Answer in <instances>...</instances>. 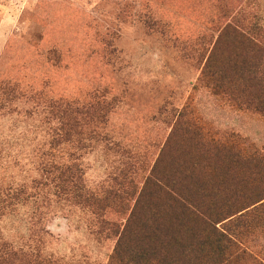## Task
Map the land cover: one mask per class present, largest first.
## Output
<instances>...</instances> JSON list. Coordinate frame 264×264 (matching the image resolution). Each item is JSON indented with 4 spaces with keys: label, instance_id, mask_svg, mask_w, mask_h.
Here are the masks:
<instances>
[{
    "label": "trees",
    "instance_id": "trees-1",
    "mask_svg": "<svg viewBox=\"0 0 264 264\" xmlns=\"http://www.w3.org/2000/svg\"><path fill=\"white\" fill-rule=\"evenodd\" d=\"M144 9L133 15L148 32L182 39L165 16ZM207 28L193 48L199 84L264 123V33L258 39L231 23ZM105 41L110 60L119 50L111 35ZM179 41L186 56L190 47ZM49 54L59 61L55 49ZM18 84L0 81L1 105L15 101V114L35 124L31 138L16 142H32L34 174L0 182V216L28 211L21 242L0 233V264H66L46 254L44 244L51 236L49 214L73 209L86 215L97 239L114 240L106 264H264V142L213 128L187 104L160 108L158 119L168 131L149 163L136 143L130 147L110 135L117 96L106 88L80 99ZM94 152L110 164L90 186L83 164Z\"/></svg>",
    "mask_w": 264,
    "mask_h": 264
},
{
    "label": "rangeland",
    "instance_id": "rangeland-1",
    "mask_svg": "<svg viewBox=\"0 0 264 264\" xmlns=\"http://www.w3.org/2000/svg\"><path fill=\"white\" fill-rule=\"evenodd\" d=\"M242 2L0 0V81L10 80L12 85L16 81L20 88L42 91L46 96L61 94L80 99L95 88H106L117 96L110 116V135L130 147L136 143V150L144 160L149 156V163L156 157L158 141L168 131L158 119L163 114L159 115V110L171 106L187 104L213 128L232 129L261 143L264 123L232 110L199 84L200 69L193 56V48L198 45L195 38L206 21L221 18ZM145 7L165 16L182 39L171 42L166 34L148 32L133 15ZM110 35L119 53L107 60L105 38ZM179 40H186L187 48L190 47L186 56L178 50ZM52 49L60 56L57 62L56 56L52 60L49 54ZM1 104L0 99V182L15 184V176L16 181H26L34 174L32 142L27 143L29 147L16 142L23 136L31 138L35 124L30 118L15 114V101ZM109 164L98 152L87 156L83 164L87 183L96 185ZM48 218L51 236L45 239L46 254L60 257L66 264H106L114 240L97 239L83 212L57 211ZM27 221L26 209L16 214L9 212L0 216V233L19 243Z\"/></svg>",
    "mask_w": 264,
    "mask_h": 264
},
{
    "label": "crops",
    "instance_id": "crops-1",
    "mask_svg": "<svg viewBox=\"0 0 264 264\" xmlns=\"http://www.w3.org/2000/svg\"><path fill=\"white\" fill-rule=\"evenodd\" d=\"M221 18L225 20L218 22L219 20L216 21V18H213L206 21L204 30L212 26L222 28L225 23H231L235 27L251 33L255 38L259 39L264 33V0H243L240 7L228 12V14L224 12ZM201 85L205 87L204 84Z\"/></svg>",
    "mask_w": 264,
    "mask_h": 264
}]
</instances>
